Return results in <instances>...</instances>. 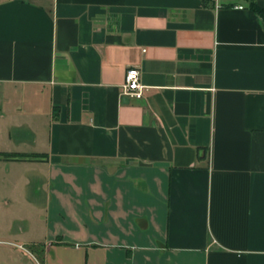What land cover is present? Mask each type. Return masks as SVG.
I'll return each mask as SVG.
<instances>
[{"label":"crops","instance_id":"obj_1","mask_svg":"<svg viewBox=\"0 0 264 264\" xmlns=\"http://www.w3.org/2000/svg\"><path fill=\"white\" fill-rule=\"evenodd\" d=\"M132 67L143 99L122 95ZM4 162L26 172L0 183V264H264L263 18L0 0Z\"/></svg>","mask_w":264,"mask_h":264},{"label":"built area","instance_id":"obj_2","mask_svg":"<svg viewBox=\"0 0 264 264\" xmlns=\"http://www.w3.org/2000/svg\"><path fill=\"white\" fill-rule=\"evenodd\" d=\"M141 70L136 67L129 68L125 74L122 86V95L133 99H143L146 86L141 81Z\"/></svg>","mask_w":264,"mask_h":264},{"label":"rangeland","instance_id":"obj_3","mask_svg":"<svg viewBox=\"0 0 264 264\" xmlns=\"http://www.w3.org/2000/svg\"><path fill=\"white\" fill-rule=\"evenodd\" d=\"M24 169L22 165H11V164H7V163H0V183H5L8 182V180H12L11 177H13L14 175H16V177L19 175L20 177L26 172V170H22ZM18 178V177H17ZM23 178V177H21ZM20 183L23 184L22 181H20ZM39 195V194H38ZM19 196V200L21 201V207H24V209H26L29 205V202L26 200V196H32V193H24L21 192L20 194H18ZM38 198H40L39 196H37ZM23 209V210H24ZM3 220L0 219V223H2ZM4 237V236H3Z\"/></svg>","mask_w":264,"mask_h":264},{"label":"trees","instance_id":"obj_4","mask_svg":"<svg viewBox=\"0 0 264 264\" xmlns=\"http://www.w3.org/2000/svg\"><path fill=\"white\" fill-rule=\"evenodd\" d=\"M250 8L259 16H261L264 20V8L260 7L256 0H250ZM5 158L6 160H13V161H22V160H27V159H36L38 158V156H25V155H22V154H8V155H5Z\"/></svg>","mask_w":264,"mask_h":264}]
</instances>
